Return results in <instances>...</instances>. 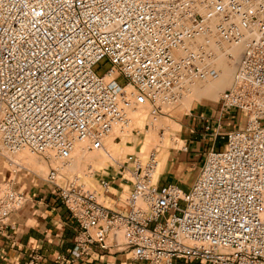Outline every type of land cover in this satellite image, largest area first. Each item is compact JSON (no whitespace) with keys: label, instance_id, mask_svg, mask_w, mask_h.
<instances>
[{"label":"built area","instance_id":"2783aa9c","mask_svg":"<svg viewBox=\"0 0 264 264\" xmlns=\"http://www.w3.org/2000/svg\"><path fill=\"white\" fill-rule=\"evenodd\" d=\"M238 46L217 101V129L228 112L237 128L216 133L223 150L205 155L187 190L156 183V150L118 163L131 184L124 212L65 173L76 143L104 151L130 112L155 122L194 82L218 78L216 52ZM23 151L56 164L43 180L78 227L64 264L94 249L136 264H264V0H0V155L18 167L10 159ZM26 202L0 184V234Z\"/></svg>","mask_w":264,"mask_h":264},{"label":"crops","instance_id":"0c3cea01","mask_svg":"<svg viewBox=\"0 0 264 264\" xmlns=\"http://www.w3.org/2000/svg\"><path fill=\"white\" fill-rule=\"evenodd\" d=\"M219 114L217 103L213 105L200 101L192 103L188 112H178L179 129L173 133L182 142L183 147H187V151H182L185 153L184 160L178 162L172 157L175 155L174 152L161 153L156 150L159 156L156 183L159 186L175 184L184 190L189 188L200 168L194 180L185 183L183 178L185 168L180 163L186 159L193 161L198 158L202 164L210 150L216 152L223 150L225 141L216 133L237 128V121H230L229 117L238 119V115L236 112H228L222 118L221 128L217 129ZM170 131L169 129L168 132ZM116 140L118 138L111 140V146L102 151L104 156L98 154L90 162L89 172L79 176V179L81 184L97 192L98 200L103 206L113 211L124 212L128 209L124 199L131 191V184L127 174H123L119 169L118 163H122L127 155L136 153L138 144L136 141L126 139L125 136L115 142ZM176 169L181 174L177 173ZM11 174V177H3L2 180L13 181V188L23 193L27 202L21 211L11 216L10 221L14 229H7L0 234V264H23L32 254L37 255L40 264H64V261L70 259L78 227L62 206L57 190L31 172L27 173L28 177H21L17 172ZM164 176L169 177L167 183L162 182ZM101 181L110 183L108 192L99 189ZM74 264L136 263L130 254L94 249L84 263Z\"/></svg>","mask_w":264,"mask_h":264},{"label":"rangeland","instance_id":"374dc122","mask_svg":"<svg viewBox=\"0 0 264 264\" xmlns=\"http://www.w3.org/2000/svg\"><path fill=\"white\" fill-rule=\"evenodd\" d=\"M240 57L241 54L239 55L237 61L233 64L234 72L228 84L218 93L201 95L199 89L202 87L204 81H196L193 83V87H195V89L193 88V91L196 90L194 94L190 95L189 92L183 93V96L175 104H173L170 108L164 110L165 115L159 116L155 122H153L150 118V112L148 109H142L137 112H130L129 118L131 120V123L129 127L125 129L124 134H120L118 130H115L114 133L104 141V151L111 146V140H113L114 138H118V140L123 139L125 136L126 139L134 142L136 141V144H138L137 152L134 153V155L144 157L149 152H151V150H159L161 153L170 151L175 153V155H173L172 157H174L178 162H180V160H184L183 155L185 153H182L183 144L173 133L179 129V122L177 121L178 112H188L191 104L195 101H200L202 103H211L213 105L216 104L220 94L230 87L234 73L236 71L237 62L240 60ZM109 67L110 65L106 61H103L95 68V71L97 72V74L102 75L109 69ZM209 80L211 81L212 79ZM119 84L123 85L124 80H119ZM169 129L171 130L170 132H168ZM118 140H116L115 142H117ZM78 144L79 143H76V145ZM82 145L84 146V144ZM75 153L73 152L72 155H74ZM19 154L22 155V157H19ZM19 154L11 157L10 159L13 163L18 164V167L12 165V163H9L6 158L0 155V184L3 182H7L3 181L2 179L3 177H11V173L13 172V170L19 173L21 177H28L27 173L31 172L33 175L44 179L46 178L50 167L56 165L55 163H48L41 156L30 154L27 151H23ZM98 154L104 156L102 151H86V158L78 162L73 170H70V168L66 167L64 169L65 173L72 178H79V176L87 174L89 172L90 162ZM200 161L201 160H198V158H195L193 161L186 159L185 162L180 163L182 164L183 168H185L183 172L185 183H189L194 180L198 169L201 166ZM19 168L21 169L19 170ZM176 171L177 173H179L178 169H176ZM179 174H181V172ZM168 181L169 177L164 176L162 182L167 183ZM187 189L188 188H185V190ZM183 208L184 205L180 204V209Z\"/></svg>","mask_w":264,"mask_h":264},{"label":"bare ground","instance_id":"6f19581e","mask_svg":"<svg viewBox=\"0 0 264 264\" xmlns=\"http://www.w3.org/2000/svg\"><path fill=\"white\" fill-rule=\"evenodd\" d=\"M242 47H232L230 49H226L224 53L222 52H216V59H215V67L218 69V78L214 80H207L203 82L202 87L199 89L201 95H206V94H213V93H218L221 89H223L229 82L233 72H234V67L233 64L237 61L239 55L241 54ZM229 53L231 57H227L226 54ZM194 85L190 86L188 89V92L190 95L194 94L193 87ZM193 92V93H192ZM83 143H79L76 145L74 149V155H72L71 160H70V165L68 168L70 170H73L80 162L81 160L85 159V148L82 145ZM19 157H22V155L19 154Z\"/></svg>","mask_w":264,"mask_h":264}]
</instances>
